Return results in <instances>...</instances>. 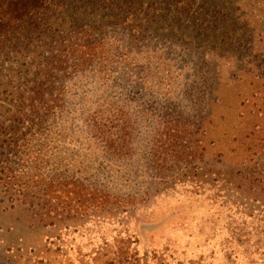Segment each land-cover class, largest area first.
<instances>
[{"label":"trees","instance_id":"obj_1","mask_svg":"<svg viewBox=\"0 0 264 264\" xmlns=\"http://www.w3.org/2000/svg\"><path fill=\"white\" fill-rule=\"evenodd\" d=\"M228 1L0 0V56L19 60L0 80V231L21 243L48 241L49 234L70 222L104 220L129 210L142 215L152 197L188 188L218 207L217 222L206 226L223 234L222 250L264 262V131L239 123L231 110L218 112L232 100L224 90L232 83L226 75L240 65L226 59L232 47L220 51L209 98L199 99L196 114L176 102L146 100L150 110L158 108L155 114L144 111L156 125L144 155L151 180L142 193L121 194L56 170L44 174L45 155L33 145L61 117L66 79L96 60L106 26L126 28L133 39L156 37V29L208 35L220 16H234L232 9L244 17L249 12L245 2ZM256 6L264 15V0ZM205 88L200 85L188 95ZM118 118L122 124L96 114L87 124L107 159L122 157L133 134L130 121ZM156 211L147 217L154 219Z\"/></svg>","mask_w":264,"mask_h":264},{"label":"rangeland","instance_id":"obj_2","mask_svg":"<svg viewBox=\"0 0 264 264\" xmlns=\"http://www.w3.org/2000/svg\"><path fill=\"white\" fill-rule=\"evenodd\" d=\"M237 2H245L247 15L232 9L234 16H220L208 35L199 36L192 29L170 35L156 29V37L133 39L134 32L126 28L106 26L94 63L66 79L64 109L51 133L33 141L34 149L45 155L42 173L56 170L121 194L142 193L151 180L144 155L156 125L153 116L144 114L150 110L146 100L176 102L196 114L201 110L199 99L209 98L215 80L212 67L228 47L232 49L226 59L240 65L232 69L233 75H226L232 83L224 90L232 100L218 112L231 110L239 123L264 131V15L257 0L228 1ZM18 61L12 54L0 56V80ZM200 85L206 87L202 93L188 95L200 91ZM152 106L155 114L158 106ZM96 114L112 118L113 124H122L120 117L133 125L122 157L107 159L90 135L87 124ZM175 190L152 197L141 216L129 210L104 220L70 222L68 228L49 234L48 241L41 237L21 243L3 229L0 264H264L222 250L223 234L206 226L210 220L217 222L216 204L211 206L210 200L194 196L188 188ZM154 210L155 218L147 217Z\"/></svg>","mask_w":264,"mask_h":264}]
</instances>
